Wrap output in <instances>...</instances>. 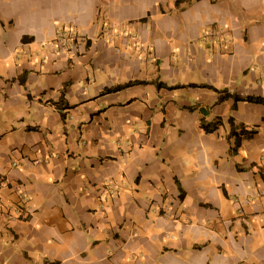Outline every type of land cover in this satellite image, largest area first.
I'll return each mask as SVG.
<instances>
[{"label":"crops","instance_id":"0c3cea01","mask_svg":"<svg viewBox=\"0 0 264 264\" xmlns=\"http://www.w3.org/2000/svg\"><path fill=\"white\" fill-rule=\"evenodd\" d=\"M235 97L264 100V0H0V264H264Z\"/></svg>","mask_w":264,"mask_h":264},{"label":"trees","instance_id":"16d2710c","mask_svg":"<svg viewBox=\"0 0 264 264\" xmlns=\"http://www.w3.org/2000/svg\"><path fill=\"white\" fill-rule=\"evenodd\" d=\"M181 0H177V3L179 4ZM160 86V85H159ZM219 94L218 102L224 101L226 98L230 97V95L225 91H216ZM234 100L236 102H253L256 104H263L264 100L262 99H240L238 97H235ZM221 125V121L219 119L215 120L213 123L207 124L203 121L200 122L199 126L200 129L206 133L210 134L217 130V128ZM229 126H230V133L229 138L234 139V146L230 149V153L234 154L236 150L240 147L241 143L244 141H249L253 139V137L256 135V131L249 130L246 127L236 124L233 120L229 119Z\"/></svg>","mask_w":264,"mask_h":264},{"label":"built area","instance_id":"2783aa9c","mask_svg":"<svg viewBox=\"0 0 264 264\" xmlns=\"http://www.w3.org/2000/svg\"><path fill=\"white\" fill-rule=\"evenodd\" d=\"M77 40L78 34L75 31L62 29L58 33L57 45L64 53H74Z\"/></svg>","mask_w":264,"mask_h":264}]
</instances>
